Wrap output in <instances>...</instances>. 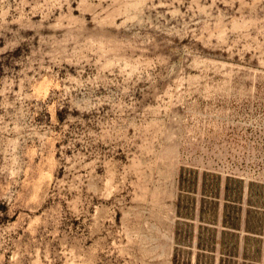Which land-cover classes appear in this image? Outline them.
Returning a JSON list of instances; mask_svg holds the SVG:
<instances>
[{"label": "rangeland", "instance_id": "rangeland-1", "mask_svg": "<svg viewBox=\"0 0 264 264\" xmlns=\"http://www.w3.org/2000/svg\"><path fill=\"white\" fill-rule=\"evenodd\" d=\"M245 189L264 0H0V264H239Z\"/></svg>", "mask_w": 264, "mask_h": 264}, {"label": "crops", "instance_id": "crops-1", "mask_svg": "<svg viewBox=\"0 0 264 264\" xmlns=\"http://www.w3.org/2000/svg\"><path fill=\"white\" fill-rule=\"evenodd\" d=\"M253 194L248 197L245 189L242 198L220 203L219 215L228 222H235L238 228L235 234L214 231L205 236L203 232L202 245H216L222 252H230L239 264H264V196ZM226 263L224 259L220 264Z\"/></svg>", "mask_w": 264, "mask_h": 264}]
</instances>
